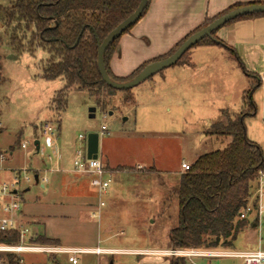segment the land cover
Instances as JSON below:
<instances>
[{
  "label": "rangeland",
  "instance_id": "374dc122",
  "mask_svg": "<svg viewBox=\"0 0 264 264\" xmlns=\"http://www.w3.org/2000/svg\"><path fill=\"white\" fill-rule=\"evenodd\" d=\"M13 1L0 0V6H9ZM31 32L32 28L28 32L21 30L16 35L24 50L28 47ZM9 37V32L1 29L0 150L5 154L12 153L11 165L7 167L27 168L36 172L46 170L45 175L50 182L56 174L49 173V161L58 158L61 168L71 169L76 150L80 147L84 148L89 134H97L102 143L101 147L103 146V151H98L100 160L108 159L110 165L118 164L126 167L120 170L129 172L139 171L134 168L137 164L154 167L158 171L150 173L143 181L141 180L139 195L144 197L145 209L135 213L126 208L122 209L125 207L123 204L121 209L102 217L99 224L102 226V232L103 226L106 225L111 229V235H114L111 244L129 247L147 243L154 235L163 239V231L172 229L177 224L178 205L173 192L178 186L180 164L184 162L190 166L199 156L224 150L230 143V138L209 135L207 132L218 122L226 124L228 117L249 112L247 103L243 99L249 86L241 91L242 85L233 82L235 72L238 77L243 74L237 62L231 57L227 60L218 57L216 50H224L222 46L215 45L216 47L207 49L208 51L206 47L195 46L189 50L192 69L181 70V66L175 65L131 89L135 106L123 103L125 94L122 91H114L109 97L107 92L101 91L104 101L102 107L86 90L72 87L65 92L66 109L58 113L55 111L56 106L52 104V99L63 89L64 81L61 78L45 80L40 76L41 69L49 57L48 53L42 48H36L31 53L17 52L8 44ZM159 48L160 45L156 43V51L152 54L159 52ZM127 51L123 50L122 55L118 54L120 59H117V65L130 72L122 77L112 74L116 78L123 79L140 66L167 53L159 54L160 56L156 54L153 59L145 60L143 55L134 53L130 56ZM227 54L231 56L229 51ZM215 60H219L215 62L216 67L225 71L211 68V63ZM199 66L202 69H198ZM230 75L232 78H229ZM230 94H233V97L227 100L225 96ZM92 108L94 112L90 113L89 110ZM90 114L94 116L91 118ZM44 121L52 122L55 128L53 136L57 139L56 146L44 147V139L39 136ZM244 123L250 130L248 139H253L252 141L258 145L262 143L260 145L264 149V129L261 136L258 119L246 120ZM102 126L107 128L104 135L100 133ZM201 134H204V137L200 139ZM35 141L40 142L38 154L34 151ZM22 143L27 144L25 150L20 149ZM1 175L7 177L6 173L2 172ZM38 176L39 184L30 183L19 189L18 197L23 201L21 205L25 213L39 211L41 205L36 203L35 197L46 198L40 190L45 182L43 175ZM71 176L75 177V175ZM91 180L92 176L89 181ZM162 198L164 213L161 218L158 216L151 218L154 220L151 224V220L146 216L152 211L156 213L154 208L159 206L158 203ZM24 217L21 218L23 224L38 225L34 216H29L28 221ZM96 222H94V236H96ZM61 228L66 227L50 223L49 234L62 232ZM248 228L245 227L238 234L233 247L229 250H255L258 243L264 250V219L260 232L255 230L253 237L248 235ZM66 229L63 233L74 231V229ZM162 247L170 249V243ZM4 254L20 258V264H70L66 255L40 253H0V264H7L3 258ZM76 257L78 264H109L110 259L114 260L115 264H125L127 258L118 255L102 257L99 263L92 255L83 254ZM170 259L175 258H165L168 261ZM212 263L233 264L227 258L216 259ZM198 264H208V261L200 260Z\"/></svg>",
  "mask_w": 264,
  "mask_h": 264
},
{
  "label": "trees",
  "instance_id": "16d2710c",
  "mask_svg": "<svg viewBox=\"0 0 264 264\" xmlns=\"http://www.w3.org/2000/svg\"><path fill=\"white\" fill-rule=\"evenodd\" d=\"M139 1L14 0L9 3V6H0V31L4 29L9 32L8 44L17 52L31 53L36 48H42L48 53L47 62L41 69V78L45 80L61 78L64 81L63 89L58 91L52 99L56 112L61 113L66 109L65 92L72 87L86 90L91 97L95 98L98 105L104 107L101 91L107 92V97H109L114 90L102 82L98 73L97 44L134 12ZM149 1L141 18L147 11ZM245 5L235 4L218 16L205 20L164 56L140 66L123 79L114 77L109 68L120 37L108 47L104 54L106 72L115 82L129 81L147 64L174 53L192 33L204 28L215 18ZM261 16L264 14L240 17L234 21ZM133 26L124 34L128 33ZM31 28L28 47L24 50L16 35L21 30L28 32ZM215 34L216 32L210 37H205L195 46H222L233 58H236L243 69L235 52L226 48L221 41L216 39ZM176 65H191L189 51ZM1 70L0 56V84L2 82ZM244 73L251 79V85L243 97L249 112L237 114L232 118L228 117L226 124L218 122L212 125L207 132L209 135L227 136L230 138V143L222 151L199 156L190 165L189 170L179 174L178 186L173 192L178 205L177 224L169 233L172 249H230L238 234L253 223L247 219H239V214L252 196L259 171L264 169V152L246 135L244 121L255 116L256 108L251 101V95L258 87L259 81L253 74L246 71ZM122 92L125 94L123 103L134 105L130 90ZM18 240L19 236L14 231L0 233V244L13 245L17 244ZM29 242L43 246L58 245L57 240L49 239L44 235H34ZM3 258L7 264L21 263L20 258L11 254H4ZM169 264H187V262L181 258H175L170 259Z\"/></svg>",
  "mask_w": 264,
  "mask_h": 264
},
{
  "label": "crops",
  "instance_id": "0c3cea01",
  "mask_svg": "<svg viewBox=\"0 0 264 264\" xmlns=\"http://www.w3.org/2000/svg\"><path fill=\"white\" fill-rule=\"evenodd\" d=\"M260 3H264V0H150L145 15L128 33L121 36L118 41L116 50L109 64L110 71L117 77L126 76L127 73L130 72L117 65V59H120L118 56L120 54L122 55L121 51L123 50H128L127 52L130 56H133L134 53H139L143 55L145 60L153 59L156 54L160 56L171 50L170 48L172 46L178 44L187 35L202 25L205 20H210L218 16L233 5ZM215 37L221 41L226 48L235 52L243 66L244 70L239 66L236 58L227 54V49L223 48L224 50H216V54H219V58L222 57L224 60H227L231 57L237 62L243 74H241V77H238L237 72H235L236 74L233 82H237L240 86L242 85L240 90H245L244 88L247 86L250 87L251 85V79L245 75L244 71L253 74L259 81L258 87L251 95V101L256 108L255 116L247 118L245 121L258 119L259 133L262 136V130L264 129V16L234 21L219 29ZM156 43L160 45V51L152 54L153 51H156ZM202 47H206L205 49L207 50L216 46ZM189 60L191 65L181 66V70L185 69L188 71L192 69L191 66L193 64L190 55ZM217 61L219 62V60H215L211 63V68L216 71H225V69L216 67L217 64L215 62ZM200 68L202 69L201 66L198 67V69ZM229 78H232V75H230ZM232 97L233 94L225 96L227 100H231ZM249 133L250 130L246 126L247 138ZM202 137H204V134L200 135V139ZM252 140L253 139L250 141L254 143ZM56 144L57 139H55L53 143L44 142V147L47 148L49 145L53 147L54 145L56 146ZM101 144L98 137V151H103V146L101 147ZM260 144L262 143L257 145L264 152ZM100 161L107 170V175L111 179V184L104 197L105 206L101 209L98 220L90 216L93 208L97 204L96 190L91 186L89 181L91 178L90 174H76L71 172V169L61 168L58 158L49 161V173L56 174L51 178L50 182L45 175L47 173L46 170L37 171V175L42 174L43 178L46 180L40 188L46 198L35 197L36 203H40L41 205L38 212L25 213L22 211V205L20 212V217L23 218L25 216L24 218L25 220L27 219V221L29 216H34L37 220L36 222L38 225L36 226L24 224L31 231L30 239L34 235H44L49 239L57 240V247L61 248L89 250L98 248L103 250L104 253L100 255H88L96 257V262L98 261L99 263H101L102 257L118 255L127 257L125 264H147V262L149 264H169V261L165 260L167 257L164 256L136 255L129 252L169 250V248L162 246L170 243L169 233L171 229L163 231V239L154 235L147 243L139 244L137 247H129L126 245L111 244L110 241L114 237V235H111V229L107 228L105 225L103 226L104 229L102 232V226L99 225L103 216H106L107 213L110 212H116L121 209L123 204L125 207L122 209L126 208L128 211L135 213L145 209V204L143 202L144 197L139 195L141 180L143 181L145 179L144 177H147L150 173H156L158 171L154 167L137 164L134 168H137L139 171L129 172L128 170H120V168L124 169L126 167L118 164L110 165L108 159L106 161ZM11 162L12 153L3 165L7 169L19 168L7 167L11 165ZM1 173L2 172H0V182L9 181L11 179L10 173L6 171L3 172L7 174V177L6 175L2 176ZM181 173L182 170L180 168L179 174ZM65 174L67 175L65 176ZM71 175H75V177ZM26 190L28 191V189ZM163 200V198L160 199L158 203L159 206L154 208L156 213L152 211L153 213L150 212L146 216L148 220H151V224L154 223L153 219L155 216L161 218V215L164 213V207H162ZM22 203L23 201L21 199V204ZM129 217L132 216L129 215ZM94 222L97 223L96 236H94ZM50 223L63 225L66 228L74 229V231L67 234L63 233V231L67 229L61 228L63 230L62 232L58 231L57 233L49 234L48 226ZM255 230L260 232V230L256 228L255 223H252L247 230L248 235L253 237ZM77 236L79 237L77 238ZM73 241L75 242L72 243ZM258 247L261 248V245L258 244L257 248ZM109 264H115L114 260L110 259Z\"/></svg>",
  "mask_w": 264,
  "mask_h": 264
},
{
  "label": "built area",
  "instance_id": "2783aa9c",
  "mask_svg": "<svg viewBox=\"0 0 264 264\" xmlns=\"http://www.w3.org/2000/svg\"><path fill=\"white\" fill-rule=\"evenodd\" d=\"M1 127V125H0ZM107 128L101 127V135L106 134ZM55 128L50 121H44L40 127V137L44 139V142H54ZM81 140L82 137L80 136ZM39 142V141H38ZM34 145V143H33ZM27 148L26 143L20 145L21 150ZM35 154L36 152L34 146ZM11 155L5 154L0 151V172H8L11 174L9 181L0 182V233L14 231L18 234L19 240L17 244L5 245L0 244V253H40L51 255H66L67 261L70 264H78L77 255L83 254H103V250L96 249H77V248H61L57 246H43L36 245L29 242L31 237V231L21 222V199L18 197V192L21 186H25L30 183H35V176H37V184L40 182L37 172L28 170L27 168L7 169L4 167V163ZM50 160V157H48ZM189 165L182 162L180 168L182 172L189 170ZM71 172L76 174H90L92 180L91 186L96 190L97 204L93 208L90 216L94 219H99L101 209L105 206L104 197L107 194L111 179L107 175V170L104 165L97 159H88L86 154V144L84 148H79L75 152V157L72 161ZM44 181H46L43 178ZM239 219H247L250 222L255 223L257 229L260 230L264 219V169L259 171L254 184V190L252 196L248 199L246 206L241 209ZM259 244V243H258ZM260 245V244H259ZM136 255H159L164 257L181 258L187 262V264H198V261L205 260L208 264L213 260L220 258H227L232 261L233 264H264V250L258 247L255 250H243V251H231L225 250H211V249H191V248H178L166 251H140L129 252Z\"/></svg>",
  "mask_w": 264,
  "mask_h": 264
},
{
  "label": "water",
  "instance_id": "95a60500",
  "mask_svg": "<svg viewBox=\"0 0 264 264\" xmlns=\"http://www.w3.org/2000/svg\"><path fill=\"white\" fill-rule=\"evenodd\" d=\"M148 0H140L137 8L125 20L118 24L111 30L106 37L97 44V59L96 66L102 82L113 89L114 91H128L140 84L146 82L154 75L175 66L181 57L199 43L205 37H210L212 33L217 32L227 23L234 21L237 18L245 17L253 14H264V4H249L236 9H233L211 21L207 26L192 33L188 36L183 43L171 55L157 61L147 64L138 74L126 82L113 81L106 72L104 65V54L108 47L118 38H120L126 30L135 25L141 18L144 10L146 9ZM90 113L94 109L89 110ZM94 115L90 114L92 118ZM34 146L36 152L39 150V142L35 141ZM86 154L88 159L98 158V135L89 134L86 139ZM35 183L37 184V176H35Z\"/></svg>",
  "mask_w": 264,
  "mask_h": 264
}]
</instances>
